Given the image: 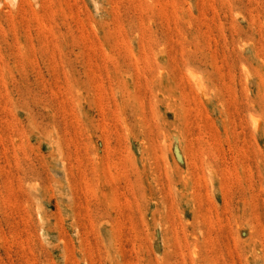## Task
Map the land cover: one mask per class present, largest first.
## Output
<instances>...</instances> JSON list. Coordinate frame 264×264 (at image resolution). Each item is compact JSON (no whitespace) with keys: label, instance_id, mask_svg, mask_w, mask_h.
<instances>
[{"label":"rangeland","instance_id":"rangeland-1","mask_svg":"<svg viewBox=\"0 0 264 264\" xmlns=\"http://www.w3.org/2000/svg\"><path fill=\"white\" fill-rule=\"evenodd\" d=\"M0 264H264V0H0Z\"/></svg>","mask_w":264,"mask_h":264}]
</instances>
